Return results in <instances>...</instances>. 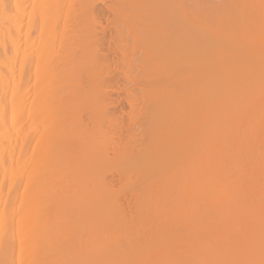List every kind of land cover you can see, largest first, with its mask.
I'll use <instances>...</instances> for the list:
<instances>
[{"label": "bare ground", "instance_id": "bare-ground-1", "mask_svg": "<svg viewBox=\"0 0 264 264\" xmlns=\"http://www.w3.org/2000/svg\"><path fill=\"white\" fill-rule=\"evenodd\" d=\"M71 1L74 2V0ZM94 1L98 2V0ZM99 1L102 3L104 2V0ZM139 1H141V3ZM139 1L138 4L135 3L134 0H121L120 3H122L123 6L122 11H120L121 8L118 10L115 9L116 5H118L116 3H119V0H113L115 3L112 2V4L109 3L107 5L104 2V6L102 8L99 6L100 8L96 11L95 8L99 4L95 7L94 5L97 3L94 2L95 4H92L94 10L90 7L91 4L89 6L87 5V7L92 11L89 8L87 10L86 7L81 6L86 10H80L78 14L73 11L74 9L72 10L75 6L73 7L71 5L70 14L61 11V5L59 6L58 0H0V264H264V221H262L264 211L259 207L262 202L259 204L258 200L255 202V200H251V197L249 200L254 202H250L244 197L246 191L241 193V191H243L242 189H240L239 192L235 189V193L237 194H234V188L233 191H231L232 185L229 188L230 175L227 176L226 173L228 171L226 172L225 169L227 167L225 162L228 160V158L225 159V157L228 153L233 151V149L228 150V147L231 146L230 143L233 142L231 139H237V136L239 137V135H241V133L235 129L246 120L248 121V114L250 115L251 113H249L247 108H245L244 111L242 110L243 112L241 113V106L244 101H246L243 99L248 97L249 94L253 97L261 93V90L255 88L259 85L258 83H263L260 84V86H262L260 89L264 87V80L261 79V77L264 76L261 73H257L259 72L258 70L262 71L264 69L262 67L264 65L260 63L261 66L257 61V66H255V64V67L252 66V70L255 71V73L252 74L261 75L260 78L258 75V77H254L263 80V82H258L253 76V79L250 78L252 71L249 72V68L247 70L250 74H246L239 71L240 67H234V64H236L235 61L237 60L236 58V60L234 59L233 61L229 60V63L228 61L222 60L224 64L222 63L221 67L219 66L217 70H215V67L211 68L215 70L214 72L209 68L211 73L213 72V77H209L210 71H208L207 67L209 66L207 64L208 61L204 59L205 54H203L207 53L211 48L213 49L211 45H214V49L218 50L220 48L218 51L222 53H232L233 50L234 53L235 51L239 53L243 52L245 49L244 53L247 54L249 51H246L245 47H247V50H249V48L245 42L248 41L247 39L249 37V40L252 42V45L248 43L249 47L251 45L250 51L257 50V52L260 53V57L258 55L259 58L254 59L260 60L261 58L262 60L264 58V22L262 24V21H264V0L250 1L247 3L249 6L246 7V5H244V8L240 6L241 4L238 2L240 5L237 7L243 8H240V10L238 9L239 11L232 4V8H236L238 13L236 10L228 8L231 11H235L237 13H235L236 15L239 14L237 16L238 18H235L238 20V23L241 25L243 24V28L240 24V26H237L238 23L236 21V23L234 22L239 29H235V26H233L234 23L232 22L235 18L232 17V22L230 18H226L227 20L224 19V21L220 22V20L223 19L218 18L211 20L209 19L210 17L206 18L205 16L204 20L209 19L207 22L197 19L199 18V14H196L195 20V14L193 16L191 14L192 12L190 13L191 15L186 13L188 12L187 10H189V7H186V5L189 4L188 1H186V3L188 2L187 4H184L185 6L182 5V1L184 3V0L179 1L183 6V10H181L183 15L180 13V10L178 12L181 15H176L178 12L172 14L178 7H180V9L182 8L180 3L178 6L177 0L176 2L171 0V3L174 2L173 5L170 3L172 6L169 4V0ZM206 1L207 0L203 1L204 5ZM90 2L92 3V0H90ZM191 2L195 6L198 4L190 0V4H192ZM218 2L225 7V0L223 1L225 4L220 3V1ZM176 3L178 7H175ZM200 3L201 2H199V4ZM203 3L201 5H203ZM85 4H87V2H85ZM114 4H116L115 8L113 6ZM228 4L231 5V2H228ZM204 5L201 7H204ZM170 6L172 8L171 14L174 16L169 15ZM206 6L208 7V5H205V7ZM184 7L186 12L184 11ZM212 8L214 9L215 6ZM197 9L199 10L200 8ZM197 9H195V11H197ZM226 9L225 7V11L223 9L219 12H226ZM89 10L91 12H89ZM230 10L227 11L230 12ZM209 11L211 12V10ZM83 12L89 15L91 19ZM142 12L144 13L141 14ZM203 12L205 13V11ZM229 12L227 13L228 15L230 14ZM185 13L189 15L188 18H191V16H193V18L188 19ZM72 14L77 16L76 18H78V20H76L75 17V19L72 20ZM133 14H135V17H132V19L130 15L133 16ZM82 15L85 17L84 19L88 20L89 18L90 22L95 17L93 22V27L95 28L93 33L94 38L92 37L90 40L91 47L95 46L91 55L92 66L90 75H88L87 71L90 68L87 70L85 69V64L81 62L82 59L79 55L82 54L81 36L73 34L77 32L81 34L82 32V30H80L81 28L79 29V27H77L81 24L80 22H84L82 21L84 19L81 18ZM110 15L112 16L111 19L108 21L105 20L103 26L101 19L105 16L108 18ZM210 15L211 14H209V16ZM175 16L181 21H179L178 18L176 19ZM179 16L185 17L184 20ZM137 17L142 19L138 20ZM172 17L176 20L175 22L178 20L176 23L178 28H176L174 24V29L172 28L171 30L169 28V22L173 24L174 20ZM128 18H130L129 21H134L132 22L135 26L132 23L130 24L131 21L129 22ZM134 18L137 19L138 22ZM116 20H119L118 22L121 20L122 25L125 26L126 32H123H125L126 35L134 31V29L130 27V25H132L133 28L135 27V30L137 28V32L138 28L141 29L140 32L142 30L144 31V34H142V32L141 34L143 35L142 38H147L146 40L151 41L152 38L162 39L161 42H163L161 45H163L164 48L158 45L161 49L168 51V53L165 52V55H169L170 51H179V53H182V60L177 57L182 63L181 70L188 69V65H192L193 68H195L193 62H195L194 64L197 62L196 68L202 63L199 71H203L204 69L207 70V73L205 70L203 71L205 72L204 74L197 71L198 75L196 74V77L198 76L199 78L193 81L188 77V75H190L188 71H186L185 74L184 72H178L176 70L179 64L174 61L176 62V69L174 68V70L184 74L180 75L181 79H174L172 84L180 86L181 89L176 91V87V93H172L173 89L171 88V96L169 91H167L165 94L167 98L166 101L173 103L177 99H181L182 102L179 101V105L176 104L178 101L175 103L178 108H173L174 106L171 104L173 110L167 106L168 109L166 108V113L162 111V113H165L166 117H164V114L163 117H161L162 114H159L160 116H154L155 113L152 114V112H150L155 119L156 117L158 119L160 118V122H162L161 120H166L165 127L163 126L164 128L162 129L159 128V126H161L159 125L157 127L159 129L155 131V133H158V136L163 134V136H161L162 140L165 135L166 138L164 139H166V141H160L165 143V145L161 143V146L154 147L155 145L153 146L152 144L154 149L159 147V150H148L149 147L150 149L152 147L148 143L147 144L150 145L148 148L143 147V152L145 154L147 153L146 156L150 153L152 155H150L151 157H145L144 154V157L147 158V160L150 159L154 161L153 163H145L143 167L141 165L143 164V160L146 161V159L139 160L142 161L140 167L143 168V171H139L140 174L136 176L137 178L131 177L132 172L136 169V164L130 162V159L126 160L125 158V155L129 156V154H132L134 151L133 147H135L134 145L133 147L128 145L131 144L128 143V141L132 139V134L129 136L130 133L128 131L130 129L127 131L126 129L128 128L125 124L130 128L133 110L138 104L134 106V104H136V98L133 97L134 94L133 96L132 94L129 95V88H120L117 86L119 85V83H117V78H119L120 75H115V68H113V71L112 68L110 69L107 64V56L103 53L102 46L104 42L103 37L106 32L116 29ZM242 20L245 25H247L246 23H250V26H254L252 28L250 26L247 27L248 25L244 26V23H241ZM201 21L205 22L203 23L204 26H206L205 24H210L213 25L214 28L211 26V29L207 30V27H204L205 30H202L204 28H202L203 25ZM213 21L217 25L214 23L212 24ZM216 21L220 23L223 22L224 25L225 21L226 25L230 22L229 24L231 25L228 24V26L233 27L225 29L223 24L222 26L224 27ZM258 21H260V23H257ZM135 22L138 23L139 27H136L137 25ZM181 23L183 24L181 25ZM257 24L259 25L257 26ZM45 28H50L51 32H47L48 30H44ZM233 28L234 31L232 30ZM227 29L230 31V34H233H229L230 37H228ZM236 30H241L240 34L242 38L243 36L245 38L249 35L246 37V40L243 38L245 42H240V40L239 43L236 41L238 40L236 36L234 37V34L236 35L238 33ZM231 31H233V33ZM83 33H86V30L83 31ZM118 33H116V35ZM137 34L138 33H136V37L139 36V34ZM223 35H228L226 37L227 39L234 38V42L231 40L229 41L230 44L233 45L228 46L229 43L226 41V43L220 41L222 42L220 45L217 38ZM237 35L239 38L241 37L239 33ZM132 36H134V34ZM126 37L127 36H125V39H128ZM92 39H94L93 45ZM160 40H155V42H160ZM201 41L203 43H201ZM147 42L148 41L144 42V44L146 43L147 45L150 43V52L152 43ZM45 43H47V47L44 46ZM222 45L225 48H221ZM164 50L162 51L164 52ZM196 50L200 52V55L202 54L201 59L195 58L197 53L193 55L194 57H191V54L195 53ZM211 51L213 52V50ZM221 52H219V54ZM179 53L175 55L180 56ZM216 54L218 53L215 52L214 56H216ZM219 54L217 57L220 59L222 55L219 57ZM250 54L253 57V52H250ZM261 54L263 55L261 56ZM123 56V58H125V64L132 67L134 64L132 65L130 61L131 55L126 51ZM206 56L209 57L208 54H206ZM159 57H157V60L161 59V57ZM171 58L170 60L172 61L173 58ZM168 59L169 58H167V61L170 62ZM211 59L214 60V58ZM248 59L251 60L250 58ZM252 60L250 61L251 64L253 62L255 63V61L253 60L252 62ZM243 62H247L245 66H248V61ZM230 63L234 65L231 67L233 71L235 68L234 73L232 71L230 72V66L229 68L227 66ZM167 64L168 63H166V65ZM224 66L229 70L228 73L230 72L231 74L224 75V73H226ZM258 66L260 68L254 70V68ZM168 67H165L166 70H169ZM128 68L126 66L125 70H129ZM221 68H224V70ZM219 69L223 70V72L221 71V73ZM242 70L247 72L246 68L243 69V66ZM194 72L196 73V69ZM218 72L223 74L224 77H222L223 75H220V77L216 76ZM122 74L125 76L126 80H133V78L131 79V77L127 76L123 71ZM206 74L208 76H206ZM204 75L206 78H203L205 77ZM142 76H144V74ZM241 77L244 79H241ZM49 80V87L43 85L45 87L43 88L41 83L44 84V81ZM254 81L258 83L255 82L254 84ZM166 84L169 85V82ZM166 84L165 86H167ZM253 86L254 92L258 91L260 93L257 92V94H255L252 91ZM45 89L46 91H44ZM139 89L142 88L139 87ZM158 91L156 93H158ZM121 92L126 94L125 101L130 109L125 116L123 115V99L121 100L118 97L120 96L118 94ZM196 93L199 101L196 102L197 105L195 106L196 103L194 99L192 100V96H195ZM246 94L248 96H246ZM113 95H116V97H112ZM263 96L264 95H262V100H260L261 98L259 99L258 95V100L263 102ZM30 97L31 100L29 99ZM195 99L197 100L196 97ZM252 99H254V97ZM141 100L143 99L141 98ZM166 101L164 100V102ZM254 101L255 99L251 102V105H253ZM167 102L163 104H169ZM158 103L160 102L158 101ZM247 103L245 106L249 104ZM156 106L158 107L157 104ZM194 106L198 109H193ZM160 107H162V105H160ZM260 107L258 108L260 109ZM262 108L264 107H261V109ZM192 110L195 112L198 110L196 114L199 112V115H202V117L196 116L199 122L197 121V124L194 120L193 126L190 124L192 123V116L194 115L191 113L193 112ZM141 111H143V108ZM171 111H173V115L171 116L173 120L176 113L177 117L178 113L186 112L187 115L182 113L181 118H179L181 115L179 114L177 121L181 122L184 118L183 115H189V118L185 117L184 121H189L190 125H187L188 122H183L185 125L180 124L182 126L178 129L172 127L173 129L171 130V126L169 125V121L171 120L170 115L172 114ZM138 112H140V110ZM200 112L202 114H200ZM252 112L254 113L255 110H252ZM158 113H161V111H158ZM42 115H48L49 117V124L47 126L44 122L42 123V118L40 123L39 117ZM148 115L147 113L145 116L147 117ZM258 115L261 116V114ZM141 116L144 117L143 115ZM139 117L136 120L139 121V119H142ZM45 118L43 117V119ZM187 118H191V120ZM125 119L127 121H125ZM148 119L145 120L147 121ZM151 119H153L152 116ZM138 121H136L137 123L135 122V124L139 125L143 123H139ZM177 121H174V124ZM238 121H240V124H238ZM25 122L28 123V127L23 129ZM36 122L39 126L41 124V126H34ZM171 122L172 121H170V123ZM255 122H257V120H255ZM172 123L171 125H173ZM194 123H196V127ZM153 124L155 125V123ZM234 125L236 126L235 128ZM240 126L239 128H241ZM246 126L247 125H245V128L247 129ZM174 127H178V123L176 126L174 125ZM169 129L171 131H169ZM245 132L243 135H245ZM169 134H172V137L176 138L169 140L172 139ZM155 137L157 138L156 135ZM250 138L249 136L248 139L250 140ZM156 140L153 142L149 141L150 143L158 142ZM255 140L257 139H254V142ZM30 144L31 147L29 148ZM147 144L145 146H147ZM234 148L236 147L234 146ZM247 149L249 150V147ZM260 149L261 148L258 150ZM160 150L164 153L160 152ZM248 150L244 151L248 153L250 152ZM226 152L228 153L225 154ZM254 152H252V154H254ZM154 153H156V156L157 154L160 156L163 154V156H165L161 159L162 157L158 155L161 160L155 161ZM141 154L142 156L140 159L143 157V153ZM138 156L139 155L136 157L139 158ZM222 157L224 158L222 159ZM151 158L154 159L152 160ZM221 161H223V163ZM253 167H251V169ZM147 168L148 171L149 169H153L152 173L147 175L145 171ZM24 173H28L27 176ZM231 180L234 179L231 177ZM260 181L262 180L260 179ZM17 184L24 185L23 191L20 189L22 191L20 195H16L17 190L15 187ZM225 184L229 185L225 186ZM136 185H143L144 190H146L145 192L148 193L146 194L143 192L144 190L141 191L145 194L142 193L144 196H139L140 198L141 196L144 197V201L138 202L136 199L132 198V193L128 195L126 192H129V187L130 190H132L131 188L136 187ZM253 189L257 191L254 187ZM255 193L256 192H254V194ZM249 194L251 196L252 192ZM129 196L136 202L131 198L129 199ZM253 196L255 197V195ZM260 200H262V198ZM244 202L254 205L258 203V206H249L250 208H247ZM263 205L264 204H262L261 207L264 208ZM194 206H196L197 211ZM136 207V213L141 211L139 210L141 207L143 210L145 209V214L141 215L142 211L140 212V217L142 216V219L133 212V208L136 209ZM146 209L148 212L149 210L151 211L152 214H149L152 215V218L149 214H147L149 217H143L146 215ZM193 210L196 212H192ZM261 210L262 214L260 212ZM163 213L164 217L169 215L168 220H161ZM193 213L196 214V218L192 217L195 215ZM132 214L136 215L137 218L135 219L134 215L131 217ZM259 215L262 217L261 220H257ZM146 218L148 220L149 218L151 219L148 221ZM192 221L194 222L192 223ZM150 223H152V226L157 224L159 228L157 227V229L155 228L156 230H154H158L157 232H159V234H161L160 231L162 228H166L167 225L169 228V237L163 241L162 239L160 240V238L157 240L155 234H152L154 230L151 228L154 226L151 227ZM149 225L151 228H149L148 231L147 226ZM73 227H75L74 230H72ZM146 232H152V240L155 238L156 240L152 242V240H148L149 238L142 236ZM78 233L82 235V238L78 237ZM151 234L148 235L150 238L152 237ZM36 249L38 254L35 251ZM34 251L37 255L31 256L34 254Z\"/></svg>", "mask_w": 264, "mask_h": 264}, {"label": "rangeland", "instance_id": "rangeland-1", "mask_svg": "<svg viewBox=\"0 0 264 264\" xmlns=\"http://www.w3.org/2000/svg\"><path fill=\"white\" fill-rule=\"evenodd\" d=\"M85 0H74V2H72L71 0H58V3H59V6H60V8H61V11L64 13V12H68V13H70L71 12V5L74 7L75 6V8H72V10L74 11V12H77L76 14H78V12L80 11V10H88V8L89 7H87V5L89 6L90 4H91V8H93L92 10H94V7H93V3L94 2H96V1H94V0H92V3L90 2V0H87V1H85V2H87V4H85V2H84ZM94 1V2H93ZM109 1H111V2H109ZM104 0V2H105V4L107 5V4H109V3H111L112 4V2H113V0ZM115 1V0H114ZM137 1V0H136ZM135 0H134V2L135 3H138L139 4V2L141 3V1H137L136 2ZM162 1V0H161ZM175 2H176V0H174ZM178 2V6H179V1H182V0H177ZM186 1H188L189 2V4L188 5H186V7L188 6L189 7V10H190V12H189V10H187L188 12H186V9H185V7H184V11L186 12V13H188V14H190L191 12V14L194 16V14H195V16H194V19L196 20V16L198 15V17L199 18H197V19H201V20H204L205 19V16H206V18H209V19H223V20H220V22L221 21H224V19L225 20H227V19H231V17L232 18H235V17H237L238 15H236L238 12H237V10L239 9L240 10V8L241 9H243L244 7V5H246V7H248L249 5H247V3L248 2H250V1H253V0H225V2H226V5H225V7L227 8L226 9V12H224L225 11V7H223L221 4H219V2L218 1H220V3H223V4H225L223 1L224 0H212V1H210V0H207L206 1V3H205V5H208V7L206 6L205 7V5H204V3H203V1L204 0H191V1H193L195 4L196 3H198V4H196V6L195 5H193V3L192 4H190V0H184V3H183V1H182V5H184V4H187L186 3ZM198 1V2H197ZM83 2V3H82ZM99 2V3H98ZM98 2H96L97 4L96 5H94L96 8H95V11L96 10H98L100 7L102 8L103 6H104V2L102 3V2H100L99 0H98ZM121 2V0H119V3L117 2L116 4H118V5H116V4H114L113 6H114V8H115V5H116V10H118L119 8H121L120 9V11H122V9H123V6H122V3H120ZM160 2V1H159ZM199 2H201L200 4H199ZM212 2V3H211ZM218 4H217V3ZM228 2L230 3L231 2V5L230 4H228ZM235 2V3H234ZM241 4H239V3ZM68 3V4H67ZM69 3H70V5H69ZM76 3V4H75ZM113 3H115V2H113ZM171 3V0H169V4ZM174 3V2H173ZM173 3H171L172 5H173ZM177 3L175 4V7L177 6ZM203 3V5H204V7H201V6H203V5H201ZM209 3V4H208ZM95 4V3H94ZM102 4V5H101ZM160 4H161V2H160ZM160 4H159V6H160ZM170 4V5H171ZM212 4V5H211ZM217 4V5H216ZM232 4L234 5V7H236L237 8V10H236V8H232ZM62 5H63V7H62ZM171 5V6H172ZM180 5H181V3H180ZM181 5V9H180V7H178L177 8V10H174V7H173V10H174V12H172V8H171V6L169 7V15H172V14H176L179 10H180V13L183 15V12H181V10H183V6ZM193 5V6H192ZM200 5V6H199ZM230 5V6H229ZM242 6V7H237V6ZM86 7V9L85 8H82V7ZM100 6V7H99ZM158 6V7H159ZM185 6V5H184ZM213 6H215V8L213 9L212 7ZM228 6V7H227ZM71 7V8H70ZM82 9H81V8ZM138 7H139V5H138ZM194 7V8H193ZM212 8V9H210V8ZM219 7V8H218ZM77 8V9H76ZM162 8V7H161ZM161 8H160V10H161ZM191 8V9H190ZM197 8H200L199 10L197 9ZM224 9V11L223 12H219V11H222L223 9ZM228 8H232V10H236V12L235 11H231L230 9H228ZM90 9V8H89ZM188 9V8H187ZM195 9H197V11H195ZM206 9V10H205ZM208 9V10H207ZM75 10H77V11H75ZM91 10V9H90ZM89 10V12H91ZM193 10V11H192ZM202 10V11H201ZM209 10H211V12L209 11ZM227 10H230V12L229 11H227ZM238 10V11H239ZM72 11V12H73ZM81 11V12H82ZM201 11V12H200ZM203 11H205V13L203 12ZM206 11H208V12H206ZM218 11V12H217ZM242 11V10H241ZM262 11V10H261ZM73 12V13H74ZM88 12V13H89ZM171 12H172V14H171ZM200 12V13H199ZM213 12V13H212ZM230 13L229 15L227 14V13ZM80 13V12H79ZM84 14H86L85 12H83ZM144 12H142L141 14H143ZM158 13H159V11H158ZM157 13V14H158ZM185 13V14H186ZM217 13H218V15H217ZM222 13H224V14H222ZM232 13V14H231ZM236 13V14H235ZM71 14V13H70ZM75 14V13H74ZM75 14V15H76ZM82 14V13H81ZM181 14H179V12H178V14H176V15H181ZM188 14H186L187 15V18H188ZM190 14V15H191ZM197 14V15H196ZM205 14V15H204ZM206 14H208V15H206ZM209 14H211L210 16H209ZM214 14H216V15H214ZM234 14V15H233ZM75 15H73L72 14V20H74L77 16H75ZM80 15V14H79ZM159 15H160V13H159ZM86 16L87 17H89L90 18V16L89 15H87L86 14ZM142 16V15H141ZM140 16V17H141ZM144 16V15H143ZM172 16H174V15H172ZM193 16H191V18H193ZM200 16H202V17H200ZM218 16V17H217ZM226 16H228V17H226ZM230 16V17H229ZM75 17V18H74ZM78 17H80V16H78ZM111 15L107 18L106 16L105 17H103L100 21L102 22V25L104 26V23H105V20L106 21H108V20H110L111 19ZM132 17H135V14H133V16H131L130 15V18H132ZM145 17V16H144ZM176 17V16H175ZM179 17H181L182 18V20H184V18L182 17V16H179ZM223 17V18H222ZM81 18L82 19H84L85 17L82 15L81 16ZM81 18H79V19H81ZM89 18H88V20L87 19H84V20H82V21H84V22H80L81 24L80 25H82V26H80V25H78L77 27H79V29L80 30H82V32H81V34H78V32H77V29L75 28V31L77 32V33H73V34H77V35H80L81 36V39H82V47H81V49H82V54H79L80 55V58L82 59H80L81 60V62L82 63H84L85 64V69L87 70L88 68H90L89 70H87L88 71V75H90V70H91V66H92V62H91V55H92V52H93V49L95 48V46H92L91 47V43H90V40H91V38L93 37L94 38V27H93V25H94V19H95V17H94V19L93 20H91V22L89 21ZM93 18V17H92ZM105 18H107V19H105ZM130 18H128V21H129V19ZM138 18V17H137ZM158 18V17H157ZM174 17H172V19H173ZM178 17H176V19H177ZM191 18H188V19H191ZM227 18V19H226ZM238 18V17H237ZM91 19V18H90ZM121 19V18H120ZM133 19V18H132ZM135 19V18H134ZM140 19H142V18H138V20H140ZM170 19V18H169ZM209 19H206V20H204V21H209ZM76 20H78V18H76ZM87 22H86V21ZM125 20V19H124ZM135 20H137V19H135ZM138 20H137V22H138ZM174 20V19H173ZM172 20V21H173ZM178 20H179V18H178ZM178 20H177V22H178ZM81 21V20H80ZM119 21V20H118ZM117 20L115 21V27H116V29H112L110 32L108 31V32H106V34H105V36L103 37L104 38V42H103V53L104 54H106V56H107V64L109 65V67H110V69L112 68V71H113V68H115V75H120L119 76V78H117V83H119V85H117L118 87H120V88H122V87H125V88H129V90H130V92H129V95H131L132 94V96H133V94H134V96L133 97H135L136 98V100H135V103L136 104H134V106L135 105H137L136 107H134L135 109L133 110V118H132V122H131V126H130V128L125 124V126L128 128V129H126L129 133H130V135L129 136H131V134H132V139L130 140V141H128V143H131V144H128V145H130V146H132L133 147V145L135 146V147H133V152H132V154L134 155H132V154H129V156L128 155H125L126 157V160H128V159H130L129 161L130 162H134L135 164H136V166H135V170L137 171H133L132 172V174H131V177L132 178H137L136 176H138V174H140V172L141 171H143L142 169L143 168H141L140 167V165L142 164V161H139V160H142V159H144L145 157H148V156H150L151 155V153L148 155V156H146L147 155V153L145 154L144 152H143V147L144 148H148L150 145L152 146V144H153V146L154 147H156V146H161V143L162 142H164L163 140H165L166 141V139H164V138H166V136L164 135V138H163V140L161 139L162 137L161 136H163V134L162 135H159L160 136V138H159V136H158V133L156 132L155 133V131H157V129H159V128H164L165 126V121H163V120H161L162 122H160L159 120H160V118L158 119L157 117H156V119H158V120H156L155 119V115L157 116H160L159 114H162V116L161 117H163V114H164V117H166V115H165V110H166V108H167V106H169V108L170 109H172L173 110V108H178V106L177 105H179L180 104V102H182V100L180 99V100H176V101H174L173 103L172 102H167L166 100H167V98H166V93H167V91H169V94H170V96H171V92H172V89H173V92L172 93H176V91L178 90L179 91V89H181L180 88V86H175V85H173L172 84V81H174V79H181V76L180 75H183L186 71H188L189 72V74L190 75H188V77L189 78H191L193 81H195L197 78H199L198 76L196 77V74L198 75V72L197 71H199L200 70V66H201V64H200V66L198 67V68H196V64H197V62H196V64H194L195 62H193V65H195V68H193V66L192 65H188V69H186V70H181L182 69V67H181V61H179V59H177V57H179L181 60H182V53H179V51L178 52H172V51H170L169 53L170 54H172V55H165V52L166 53H168V51L167 50H164V49H161V47L162 48H164V46L163 45H161V43L163 42H161V40H160V38H156V39H154V38H152L151 39V41L150 40H146L147 38H142L143 37V35L142 34H144V31L142 30L141 32H142V34H141V32H140V30L141 29H139L138 28V32H137V28H136V30H135V27L133 28L132 27V25H130V27H131V29H134V31H135V33H134V31H129L130 33L128 34V35H126V30H125V26H123L122 25V22H121V20H120V22H118ZM131 21V20H130ZM129 21V22H130ZM133 21V20H132ZM130 22V24L132 23V24H134L133 22ZM170 21V20H169ZM176 20H174L173 21V24H170V22H169V28L172 30V28L174 29V24H175V26L177 25L176 23L177 22H175ZM179 21H181V20H179ZM198 21V20H197ZM207 21V22H208ZM215 21V20H214ZM214 21L212 22V24L214 23ZM229 21V20H228ZM231 22H232V19L230 20ZM237 22L238 23V20H236V18H235V20L233 19V22L232 23H234V22ZM246 21H248V20H246ZM71 22H73V21H71ZM90 22V23H89ZM137 22H135L136 23V27H139L138 26V23ZM199 22H200V20H199ZM217 23L219 22V21H216ZM219 22V24L222 26V24H223V22L222 23H220ZM235 22V23H236ZM239 22H240V20H239ZM263 22L264 21H262V24H263ZM74 23V22H73ZM78 23V22H77ZM84 23V24H83ZM201 23H202V25H203V23H205V22H203V21H201ZM230 23V22H229ZM229 23H227V25H226V21H225V29L226 28H229V27H231V26H228V24ZM234 23V25L233 26H235V29H239V27L237 28V26H240L241 24L240 23H238V25L237 24H235ZM241 23H244L243 22V20H242V22ZM257 23H260V21H258ZM91 24V25H90ZM139 24H140V22H139ZM183 23H181V25H182ZM215 25H217L216 23H214ZM240 24V25H239ZM247 25H245V23H244V26H247V27H249L250 25V23L248 24V23H246ZM72 25H74V24H72ZM76 25V24H75ZM122 25V26H121ZM206 26H202V28H206L207 30L208 29H211V26H212V28H214V26L213 25H208V24H205ZM229 25H231V24H229ZM237 25V26H236ZM259 24H257V26H258ZM134 26H135V24H134ZM184 26V25H183ZM224 26H222V27H224ZM232 26V27H233ZM243 26V24L241 25V27ZM254 26V25H253ZM253 26H250L251 28L253 27ZM256 26V27H257ZM87 27V28H86ZM123 27V28H122ZM189 27H190V25H189ZM231 27V28H232ZM261 27H262V25H261ZM142 28V27H141ZM176 28H178L177 26H176ZM185 28V27H184ZM186 28H187V26H186ZM205 28L204 29H202V30H205ZM231 28H230V30H231ZM243 28V27H242ZM242 28H240V29H242ZM130 29V30H131ZM192 29V28H191ZM222 29V28H221ZM44 30H48L47 32H51L50 30V28L49 29H47V28H45ZM86 30V33H83V31H85ZM189 30H190V28H189ZM222 30H224V29H222ZM228 30V29H227ZM233 31H234V28L232 29ZM73 31H74V29H73ZM74 31V32H75ZM117 31V32H116ZM123 31H125V32H123ZM170 31V30H169ZM195 31H196V29H195ZM195 31H194V34H195ZM201 31V30H200ZM233 31H231L232 33H233ZM237 31V30H236ZM235 31V32H236ZM241 31V30H240ZM240 31H237L238 33H239V35L241 36L240 38H239V36L236 34H234V37L236 36L237 38H238V40H236V41H240V42H245L244 40H246V37H248L249 35H247L245 38H244V36H243V38H244V40H243V38H242V35L240 34L241 32ZM45 32V31H44ZM119 32V33H118ZM123 32V33H122ZM186 32H188V31H186ZM198 32V31H197ZM202 32H204V31H202ZM230 31L228 30V35L230 34L229 33ZM38 33V32H37ZM46 33V32H45ZM116 33H118L117 35H116ZM136 33H138L139 34V36L138 37H136ZM189 33V32H188ZM190 33H191V31H190ZM248 33V32H247ZM88 34V35H87ZM123 34H124V36H123ZM134 34V36H132ZM137 34V35H138ZM193 34V33H192ZM261 34V33H260ZM93 35V36H92ZM121 35V36H120ZM142 35V36H141ZM228 35H223V36H220V38L218 39L217 38V40L219 41V43H220V45H221V43L222 42H220V41H223L224 43H226V42H228L229 44H228V46L229 45H233V44H230V40L231 41H233L234 42V38H233V36H232V38L233 39H227L226 37L228 36ZM230 35H233V34H230ZM230 35L228 36V37H230ZM125 36H127L126 38H128V39H125ZM193 36H195V35H193ZM260 36H262V35H260ZM145 37H146V35H145ZM202 37V36H201ZM223 37V38H222ZM252 37V36H251ZM251 37H250V39H251ZM199 38V37H198ZM227 40H226V39ZM242 38V39H241ZM89 39V40H88ZM132 39H133V42H132ZM223 39V40H222ZM93 40V42H92V45L94 44V39H92ZM140 40V41H139ZM155 40H160V42L158 41H156L155 42ZM204 42H206L204 39H202ZM248 41H246L245 43H247V46H248V48H249V50H247V47H245L246 48V51H249V53H244V50H243V52H239V53H237L236 51H235V53H234V50L232 51V53L231 52H229L228 54H227V52H221V51H218L217 49H214V45H211V46H213V49L211 48H209L210 50L207 52V53H203V52H205V51H203L202 53L203 54H205L204 56V59L206 60V61H208V65L210 66H207L208 67V71H210L209 70V68L211 69L212 67H215L216 69L215 70H217V68H219V66L221 67V65H222V63H223V61H228V63L230 62V61H233L235 58L237 59H235L236 61V64H234L233 65V63L230 65V64H228L227 66H228V68H229V66H230V72L232 71L233 73L235 72V68H234V71H233V68H231V67H240V72H244V73H246V74H250V73H248V70H249V72L250 71H252L251 72V77L250 78H252L253 79V77L255 76V77H258L259 76V78H260V76L261 75H258V74H262L263 76H264V72H262V71H264V66H262L261 64L263 63V65H264V58L261 60V58H260V60H258V59H254V58H259L260 57V53L259 52H257V50H252V51H250V49H251V41L249 40V37H248V39H247ZM146 41H148V42H151L152 43V45H151V49H150V52H149V44L150 43H148L147 45H146V43L144 44V42H146ZM226 41V42H225ZM235 41V42H236ZM127 42H129V43H127ZM139 42H140V44H139ZM210 42H212L211 40H210ZM239 42V43H240ZM157 43V44H156ZM201 43H203L202 41H201ZM217 43V42H216ZM232 43V42H231ZM248 43H250L251 45H250V47H249V45H248ZM144 44V45H143ZM161 46H159V45ZM212 44H213V42H212ZM218 44V43H217ZM236 44V43H235ZM234 44V45H235ZM48 45H49V42H48ZM47 45V43H45V47H47L48 46ZM128 45V46H127ZM131 45V46H130ZM132 45H133V47H132ZM146 45V46H145ZM197 45V44H196ZM226 45V44H225ZM237 45V44H236ZM136 46V47H135ZM154 46V47H153ZM147 47H148V49H147ZM160 47V48H159ZM154 48V49H153ZM217 48V47H216ZM221 48H225L223 45L221 46ZM147 49V50H146ZM155 49H156V51H155ZM135 50V51H134ZM162 50H164V52L162 51ZM211 50H213V52L211 51ZM215 50V51H214ZM126 51L131 55V59H130V61L132 62V67L129 65L128 66V64H125V58H123L124 56H123V54L124 53H126ZM133 51V52H132ZM144 51H146V52H144ZM158 51V52H157ZM163 53H162V52ZM197 51V50H196ZM195 51V53H193V52H191V53H193V54H191L190 56L191 57H194L193 55H195L196 53V56H195V58H200L201 59V56H202V54L200 55V52L199 51H197L196 52ZM210 51H211V53H210ZM223 51V50H222ZM226 51H228V50H226ZM230 51H231V49H230ZM245 51V52H246ZM181 52V51H180ZM215 52L216 53H218L219 54V52H221L220 54H219V57H220V55H222V58H218L217 57V55L218 54H216V56H214L215 55ZM250 52L252 53L253 52V57L251 56V54H250ZM148 53H150V54H148ZM156 53V54H155ZM159 53H160V57H161V59H159V60H157L158 58L157 57H159ZM174 53V54H173ZM177 53V55H178V53H179V55L180 56H177V55H175ZM242 55H241V54ZM158 54V55H157ZM164 54V55H163ZM206 54H208L209 55V57L208 56H206ZM211 54V55H210ZM213 54V55H212ZM150 55V56H149ZM241 55V56H240ZM258 55H259V57H258ZM263 54H261V56H262ZM166 56H168V57H166ZM213 56V57H212ZM231 56V57H230ZM255 56H257V57H255ZM264 56V55H263ZM159 57V58H160ZM173 58V62L174 61H176V62H178L177 64H179V65H177L178 67H179V69H178V67H177V69L175 68V66H176V62H172L171 60H170V58ZM143 58V59H142ZM145 58V59H144ZM153 58H156V59H153ZM167 58H169L168 60L170 61V62H168L167 61ZM171 58V59H172ZM176 58V59H175ZM203 58V57H202ZM211 58H214V60L213 59H211ZM217 58V59H216ZM225 58V59H224ZM243 58H246V59H243ZM248 58H250L251 60L253 59L254 61H255V63L253 62V60H252V64H251V60H249ZM124 59V60H123ZM166 59V60H165ZM200 59H199V61H200ZM209 59V60H208ZM211 59V60H210ZM216 59V60H215ZM148 60V61H147ZM154 62H153V61ZM165 60V61H164ZM195 60V59H194ZM213 60V61H212ZM223 60V61H222ZM230 60V61H229ZM124 61V62H123ZM141 61V62H140ZM143 61V62H142ZM158 63H157V62ZM198 61V60H197ZM198 61V62H199ZM243 61H248L249 63L247 64L248 66H245V64L247 63H244ZM257 61L259 62V64L263 67L262 69V71L261 70H258L259 72H257L258 74H252V73H255V71H253L252 69H253V67H255V66H257ZM261 61V62H260ZM140 62V63H139ZM147 62V63H146ZM160 62V63H159ZM162 62V63H161ZM172 62V63H171ZM156 63H157V65H156ZM166 63H168L167 65H166ZM147 64V65H146ZM224 64V63H223ZM243 64V65H242ZM254 64H255V66H254ZM164 65V66H163ZM168 65H169V67H168ZM173 65V66H172ZM213 65V66H212ZM215 65H217V66H215ZM240 65V66H239ZM250 65V66H249ZM126 66H127V68L128 67H130V68H128L129 70H125L126 69ZM198 66V65H197ZM206 66V65H205ZM242 66H243V69L244 68H246V70H247V72L244 70H242ZM253 66V67H252ZM135 67V68H134ZM157 69H156V68ZM165 67H168L169 68V70L167 69L166 70V68ZM170 67H172V68H170ZM251 67V68H250ZM134 68V69H133ZM162 68V69H161ZM174 68L178 71V72H184V73H178V72H176V70H174ZM181 68V69H180ZM224 68H225V66H224ZM224 68H221V69H223L224 70ZM258 68H260L259 66L257 67V68H254V70H257ZM117 69V70H116ZM131 69H133V70H131ZM164 69V70H163ZM196 69V73L194 72V70ZM201 69H204V68H201ZM226 69V68H225ZM144 72H142V71ZM159 70V71H158ZM181 70V71H180ZM191 70V71H190ZM205 70V72L207 71L206 69H204ZM203 70V71H204ZM212 70V69H211ZM215 70H212L213 72L215 71ZM220 70V69H219ZM223 70H220V72L222 71L223 72ZM228 69H226L225 71H226V73H224V75H226V74H229L228 73V71H229ZM238 70H237V72H238ZM122 71H123V73H125L127 76H129V77H131V79L133 78V80L132 81H128V80H126L125 79V76L122 74ZM127 71V72H126ZM147 71V72H146ZM158 71V72H157ZM162 71H163V73H162ZM202 70L201 71H199V73H205V72H203ZM142 72V73H141ZM191 72V73H190ZM213 72L211 73V71L209 72L210 73V75H209V77H213ZM220 72H218L217 74L216 73H214V74H216V76H219L220 77V75H223V74H221ZM119 73V74H118ZM140 73V74H139ZM207 73V72H206ZM208 73V74H209ZM144 74V76H142ZM169 74V75H168ZM186 74V73H185ZM194 74H195V76H194ZM231 74V73H230ZM86 75H87V73H86ZM138 75V76H137ZM141 75V76H140ZM200 75V74H199ZM224 75L222 76V77H224ZM258 75V76H257ZM124 76V77H123ZM169 76V77H168ZM200 76H203L202 74L200 75ZM205 76V75H204ZM206 76H208L207 74H206ZM206 76L205 77H203V78H206ZM253 76V77H252ZM138 77V78H137ZM140 77V78H139ZM155 77V78H154ZM165 77V78H164ZM176 77V78H175ZM195 77V78H194ZM221 77V78H222ZM254 77V79H257V81L258 82H263V80H264V77H261V79H263V80H261V79H259V78H255ZM241 79H244L243 77H241ZM240 79V80H241ZM259 79V80H258ZM140 80V81H139ZM169 80V81H168ZM141 81H143V82H141ZM160 81V82H159ZM166 81H168L169 82V85H167L166 83H168V82H166ZM242 81V80H241ZM257 81H254V84H255V82H257ZM45 83L44 84H42L41 83V85H42V87L43 88H45L44 86H47V87H49V82H50V80L49 81H44ZM138 82V83H137ZM140 82V83H139ZM162 82V83H161ZM166 82V83H165ZM257 82V83H258ZM134 83V84H133ZM145 83V84H144ZM167 85V86H165V84ZM126 84V85H125ZM163 84V85H162ZM259 85H257V87H255V88H257V90L259 89V90H261V93L260 92H258V93H260V94H258L259 95V99L260 100H262V95H264V93H263V89H264V87L262 88V89H260L262 86H260V84H263V83H258ZM40 85V86H41ZM44 85V86H43ZM140 85H142V86H140ZM144 85V86H143ZM148 86V87H147ZM255 86V85H254ZM254 86H253V92H254ZM258 86H260V87H258ZM136 87H137V89H136ZM139 87H141L142 89H139ZM158 87V88H157ZM163 87V88H162ZM168 87H169V90H168ZM177 87V88H176ZM40 88V87H39ZM172 88V89H171ZM175 88H176V91H175ZM42 89V88H41ZM143 89H144V91H143ZM155 89V90H154ZM161 89V90H160ZM165 89V90H164ZM142 92H141V91ZM158 90H160V91H158ZM163 90V91H162ZM44 91H46V89L44 90ZM140 91V92H139ZM148 91V92H147ZM154 91V92H153ZM158 91V93H156ZM43 92V91H42ZM138 92V93H137ZM146 94H145V93ZM257 92H254L255 94H257ZM141 93H143V94H141ZM163 95H162V94ZM252 93V92H251ZM254 93H252L253 95H255ZM145 94V95H144ZM157 94V95H156ZM163 96H161V95ZM249 94V93H248ZM118 95H120V96H118L119 97V99H123L122 100V103H123V106H124V110H123V115L125 116V114L126 113H128V110H130L129 109V107H128V105H127V103H126V101H125V97H126V94L124 93V92H121V93H119ZM138 95V96H137ZM160 95V96H159ZM165 95V96H164ZM258 95H255V96H253L254 97V99H255V101L253 102V105H251V102L254 100V99H252L253 97H251L250 96V94H249V96L246 94V96H248V97H245V99H243V100H246V101H244V103H243V105L241 106V109H240V111H241V113L244 111V109L245 108H247V110L249 111V113H250V115L248 114V121L246 120L245 122H243V124H240L239 122L240 121H238V124H240V125H242V126H240V125H238L237 123V125H238V127H236L235 125H234V128L236 127V129L235 130H238L240 133H241V135H239V137L237 136V139L235 138L234 140H233V138L231 139L233 142H231L230 143V145L231 146H229L228 148V150H232L233 149V151H231V153H228V152H226L225 154H227L226 155V157H225V159H227L228 158V160H226V165H227V167H228V169H227V167L225 168L226 169V174H227V176H229L230 175V185L229 184H225V186H228L229 185V188L231 187V185H232V189H231V191H233V188H234V194H237V193H235V189H236V191L237 192H239L240 191V189H242L243 191H241V193H244L245 191L247 192H245V198H247V200H249V198L251 197V200H255V202H257V200H258V203L260 204L261 202H262V204H264V108H262L261 109V107H264V96H263V102H261L260 100H258V98H257V96ZM156 97V99H155V97ZM112 97H116V95H113ZM161 97H162V99H161ZM195 97L197 98V100L195 99ZM249 97H250V99H249ZM141 98L144 100H141ZM165 98V99H164ZM243 98V97H242ZM30 100H31V97L29 98ZM88 99V98H87ZM158 99V100H157ZM194 99V101H195V103L197 102V101H199V98H198V95H197V93H196V95L195 96H192V100ZM251 99H252V101H251ZM150 100V101H149ZM156 100V101H155ZM162 100V101H161ZM164 100L167 102V103H169V104H166V105H164L166 102H164ZM258 100V101H257ZM138 101V102H137ZM147 101H148V103H147ZM158 101L160 102V103H158ZM178 101V102H177ZM180 101V102H179ZM194 101H193V103H194ZM241 101H242V99H241ZM240 101V102H241ZM250 101V102H249ZM150 102V103H149ZM151 102H152V104H151ZM177 102V103H176ZM249 104H248V103ZM158 105V107L156 106V104ZM162 103V104H161ZM164 103V104H163ZM177 105H176V104ZM248 104V105H246L245 106V104ZM255 103V104H254ZM147 104V105H146ZM174 106L173 108L171 107L172 105ZM259 104V105H258ZM160 105H162V107H160ZM197 105V103L195 104V106ZM260 105H261V107H260ZM263 105V106H262ZM140 106V107H139ZM145 106V107H144ZM150 106H151V108H150ZM164 106H166V107H164ZM193 107V109H195L196 107ZM244 106V107H243ZM157 107V108H156ZM161 108V110H160V108ZM250 108V110H249V108ZM253 107V108H252ZM258 107H260V109L258 108ZM141 108V109H140ZM142 108H143V111H141L142 110ZM154 108V109H153ZM140 110V112H141V114H140V112H138L139 110ZM148 109V110H147ZM158 109V110H157ZM168 109V108H167ZM196 109H198V108H196ZM152 110V111H151ZM154 110H156V111H154ZM243 110V111H242ZM252 110L254 111L255 110V112L253 113L252 112ZM262 111V113H261V111ZM145 111V112H144ZM158 111L160 112L161 111V113H158ZM162 111H164L163 113H162ZM167 111V110H166ZM193 112H191L192 114H194L193 116H192V123H190L192 126H193V121L195 120V122L198 124V118H196V116L197 117H202V115H199V112L196 114V112L198 111H194V110H192ZM200 111V110H199ZM150 112H152V114L153 113H155L154 114V116L150 113ZM169 112H170V110H169ZM144 113H145V115H147V113L149 114L147 117L144 115ZM156 113H158V114H156ZM171 115H170V119H171V116L173 115V111H171ZM182 113H184L185 115H187V113L186 112H182ZM182 113H178V116L176 117V115H177V113H176V115H175V117H174V120H173V118L170 120V121H172L171 123L173 124V125H171V123H170V121H169V125L171 126V130L173 129V128H176V129H178L180 126H182V125H180V124H184L183 122H188V124L187 125H190L189 124V121H184V119H185V117H188L189 118V115L188 116H185V115H183L184 116V118L182 119V123L180 122V121H177V119H178V117H179V114H181L180 115V117L179 118H181L182 117ZM261 114V116L260 115H258V114ZM200 114H202L201 112H200ZM255 114H257V115H255ZM138 115V116H137ZM141 115H143L144 117H142ZM45 118V119H43V117ZM41 117H39V119H40V123H41V118H42V123L44 122V124L47 126L48 124H49V117H48V115H42ZM140 116V117H139ZM151 116L153 117V119H151ZM137 117V118H136ZM138 117L139 118H142V119H139V121L138 120H136V119H138ZM146 117V118H145ZM259 117V118H258ZM149 118V119H148ZM176 118V119H175ZM187 118V119H188ZM135 119V120H134ZM145 119H148L149 120V122H148V120L146 121ZM161 119H163V118H161ZM201 119V118H200ZM199 119V120H200ZM250 119H251V121H250ZM260 119V120H259ZM262 119H263V121H262ZM134 120V121H133ZM153 120V121H152ZM156 120V121H155ZM180 120V119H179ZM188 120H191V118L190 119H188ZM255 120H257V122H255ZM46 121V122H45ZM48 121V122H47ZM125 121H127L126 119H125ZM136 121H138L139 123L140 122H143L142 124H135V122ZM152 121V122H151ZM174 121H177L175 124H174ZM198 121V122H197ZM250 121V122H249ZM260 121V122H259ZM144 122H146V123H144ZM157 122V123H156ZM158 122H160V123H158ZM247 122V123H246ZM254 122H255V124H254ZM39 123V122H38ZM126 123V122H125ZM137 123V122H136ZM153 123H155V125L153 124ZM177 123H178V127H174V125L176 126L177 125ZM196 123H194V125L196 124ZM253 123V124H252ZM25 124V126H23V129H25V128H27L28 127V123H24ZM27 124V125H26ZM37 122L34 124V126H38V127H40L41 126V124H40V126H39V124H37ZM134 126H133V125ZM145 124H149L148 126L147 125H145ZM163 124V125H162ZM259 124H260V126H259ZM159 125H161V126H159ZM185 125V124H184ZM245 125H247L246 127H247V129L245 128ZM144 126V127H143ZM151 126V127H150ZM159 126V128H157ZM164 126V127H163ZM169 126V127H170ZM239 126L241 127V128H239ZM249 126V127H248ZM131 127H132V129H131ZM140 127H142V128H140ZM173 127V128H172ZM195 127H196V125H195ZM263 127V128H262ZM43 128V127H42ZM47 128V127H46ZM140 128V129H139ZM262 128V129H261ZM143 130V132H142V130ZM145 129V130H144ZM151 129V130H150ZM153 129V130H152ZM169 129V131H171ZM175 129V130H176ZM250 129V130H249ZM134 130V131H133ZM150 130V131H149ZM243 130V131H242ZM254 130V131H253ZM50 131V130H49ZM147 131V132H146ZM154 132V133H152V132ZM248 133H246V132ZM251 131V132H250ZM253 131V132H252ZM255 131H257V132H255ZM244 132H245V135H243L244 134ZM261 132V133H260ZM136 134V135H134V134ZM138 133V134H137ZM139 133H141V134H139ZM142 133H144V134H142ZM169 133H171V132H169ZM253 134H254V136H253ZM258 134V135H257ZM155 135L157 136V138L155 137ZM170 135V134H169ZM154 136V137H153ZM171 137H172V134L170 135ZM243 136V137H242ZM245 136V137H244ZM249 136L251 137L250 138V140L248 139L249 138ZM259 136V137H258ZM131 137H129V138H131ZM136 137V138H135ZM152 137V138H151ZM170 137V138H171ZM236 137V136H235ZM262 137V138H261ZM135 138V139H134ZM158 139V140H156V139ZM176 137H172V139H169V140H173V139H175ZM239 138V139H238ZM245 138V139H244ZM261 138V139H260ZM152 139V140H151ZM154 139V140H153ZM159 139H161V140H159ZM241 139V140H240ZM243 139V140H242ZM254 139H257V140H255V142H254ZM261 141H260V140ZM148 140V141H147ZM158 141V142H154V143H150V141ZM244 140H245V143H244ZM133 141H135V142H133ZM140 141V142H139ZM160 141H162V142H160ZM35 142V141H34ZM248 142V143H247ZM261 142V143H260ZM150 144V145H148V144ZM156 143V144H155ZM233 143V144H232ZM236 143V144H235ZM244 143V144H243ZM33 144V143H32ZM49 144H51V143H49ZM48 144V145H49ZM143 144V145H142ZM147 144V146H145ZM160 144V145H159ZM250 145V146H248V145ZM44 145V144H43ZM162 145H165V143H162ZM245 145V146H244ZM50 146V145H49ZM52 146V145H51ZM137 146H138V148H137ZM153 146L151 147V149H150V147L148 148V150H152V149H154L153 148ZM234 146L237 148H234ZM241 146V147H240ZM243 146V147H242ZM246 146H248L249 147V150L247 149L248 147H246ZM31 147V144L29 145V148ZM142 148V150H141V148ZM251 147V148H250ZM254 147V148H253ZM255 147H257V148H255ZM159 148V147H158ZM157 148V149H158ZM259 148H261L260 150H258ZM157 149H154L153 151H155V150H157ZM252 149V150H251ZM141 150V151H140ZM159 150V149H158ZM235 150V151H234ZM250 151V152H245V151ZM255 151V152H254ZM130 152V153H131ZM146 152H147V150H146ZM150 152H152V151H150ZM160 152H163L162 150H160ZM230 152V151H229ZM244 152V153H243ZM252 152H254V154H252ZM262 152V153H261ZM141 153H143V157L140 159V157L142 156V154ZM153 153V152H152ZM156 153H158V152H156ZM156 153H154L155 154V161H157V160H161V159H163V157L165 156H163V154H161L162 156H160L159 154H157V156H156ZM164 153V152H163ZM245 153H246V155H245ZM251 153V154H250ZM259 153H261V154H259ZM144 154H145V157H144ZM153 154V155H154ZM238 154V155H237ZM255 154H257V155H255ZM137 155H139L138 157L139 158H137L136 156ZM158 155H159V157H162L161 159H159V157H158ZM252 155V156H251ZM254 155V156H253ZM260 155V156H259ZM152 156V155H151ZM150 156V157H151ZM262 156V157H261ZM247 157V158H246ZM158 158V159H157ZM224 157H222V159H223ZM243 158V159H242ZM133 159V160H132ZM146 159V161L145 160H143V164L141 165V166H143L145 163L147 164V162H152L153 163V159L154 158H151L153 161H151L149 158V160H147V158H145ZM221 159V160H222ZM232 159V160H231ZM238 159V160H237ZM246 159V160H245ZM251 159V160H250ZM132 160V161H131ZM242 160V161H241ZM145 161V162H144ZM227 161H229V162H227ZM139 162V163H138ZM222 163H223V161H221ZM141 163V164H140ZM155 163V162H154ZM228 163V164H227ZM139 166V167H138ZM254 166V167H253ZM137 167H138V170H137ZM144 167V166H143ZM251 167H253L252 169H251ZM153 168V167H152ZM245 168V169H244ZM146 169V168H145ZM155 169V168H154ZM244 169V170H243ZM254 169V170H253ZM141 170V171H140ZM249 170V171H248ZM251 170H252V172H251ZM140 171V172H139ZM146 171V173H147V175L148 174H150V173H152V171H153V169L151 170V169H149V171H148V168H147V170H145ZM151 171V172H150ZM230 171V172H229ZM243 171V172H242ZM255 171H257V172H255ZM223 172V171H222ZM223 172V173H224ZM258 172H260V173H258ZM64 173V172H63ZM67 173V172H66ZM134 173V174H133ZM238 173H240V174H238ZM24 174H26V176H27V174L28 173H24ZM136 174V175H135ZM226 174H225V176H226ZM249 174V175H248ZM64 175V174H63ZM224 175V174H223ZM60 176V175H59ZM139 176H141V175H139ZM246 176V177H245ZM262 176V177H261ZM24 177H25V175H24ZM224 177V176H223ZM231 177H232V179H234V180H231ZM240 177V178H239ZM26 178V177H25ZM242 178V179H241ZM260 179L262 180V181H260ZM223 180V179H222ZM224 181V180H223ZM234 181V182H233ZM242 181V182H241ZM250 181V182H249ZM258 182V183H257ZM231 183H233V184H231ZM248 183H250V184H248ZM244 184V185H243ZM253 184V185H252ZM148 185V184H147ZM146 185V186H147ZM243 185V186H242ZM255 185V186H254ZM261 185V186H260ZM21 188H20V187ZM139 186H141V185H139ZM138 185H136V187H132L131 189L132 190H130V187L128 188V190H129V192L128 191H126L127 193H128V195H131V193H132V198H134V199H136V201H138V202H141L143 199H145L144 197H142L141 196V198H140V196L139 195H143V194H145L146 192V190H144V187H143V185L141 186V187H139ZM146 186H145V188H146ZM139 187V188H138ZM248 187V188H247ZM252 189H251V188ZM253 187L255 188V190H257V191H254V189H253ZM263 187V188H262ZM16 188V190H17V193H16V190H15V193H16V195H20L21 193H22V189H24V185L22 184H17V186L15 187ZM137 188V189H136ZM250 188V189H249ZM262 188V189H261ZM22 191H21V190ZM140 189H142V190H140ZM147 189V188H146ZM136 190H137V192H136ZM144 190V191H143ZM259 190V191H258ZM21 191V192H20ZM141 191H143V192H145V193H143V192H141ZM252 192V194H251V196H250V194L249 193H251ZM254 192H256L255 194H254ZM14 193V194H15ZM139 193H141V194H139ZM143 193V194H142ZM258 193V194H257ZM146 194H148V193H146ZM240 194V193H239ZM238 194V195H239ZM249 194V195H248ZM253 195H255V197L253 196ZM258 195V196H257ZM131 196H129V199L131 198ZM144 196V195H143ZM237 196V195H236ZM253 196V197H252ZM262 196V197H261ZM137 197V198H136ZM131 198V199H132ZM253 198V199H252ZM259 198V199H258ZM262 198V200H260ZM134 199H132L133 201H135ZM137 199H141V200H137ZM244 200H246V199H244ZM251 200H249L250 202H252ZM135 201V202H136ZM144 201V200H143ZM260 201V202H259ZM138 202H137V204H138ZM246 202V201H245ZM244 202V203H245ZM254 202V201H253ZM252 202V203H253ZM244 203H243V205H244ZM252 203H248V204H246L247 206V208H250L249 206H251V207H255V206H258V203H255V204H257V205H254V204H252ZM136 204V203H135ZM135 204H134V207H135ZM137 204H136V206H137ZM250 204V205H249ZM253 206H252V205ZM262 204H260L259 205V207H260V209H262L263 211H264V208L263 207H261L262 206ZM139 205V204H138ZM264 206V205H263ZM147 209H149L147 206H145ZM195 207V209H196V206H194ZM194 207H193V209H194ZM144 208V207H143ZM147 209H146V215H144L143 217L145 218V217H149V215H150V217L152 218V213H151V211L149 210V212L147 211ZM133 212H135V210H137V207H136V209H134L133 208ZM139 210H141L142 211V213H141V215L142 214H145L144 213V210L142 209V207H141V209H139ZM262 210L260 211L261 212V214H262ZM141 211H137L138 213H136V215L138 216L139 215V218H141L140 217V212ZM196 211H197V209H196ZM196 211H192V212H196ZM148 212V213H147ZM134 213V214H135ZM149 213H151V214H149ZM134 214H132L131 215V217H133V215ZM147 214H149V215H147ZM168 214H169V212H168ZM193 214H195V213H193ZM193 214H191V215H193ZM260 214V215H261ZM263 214H264V212H263ZM136 215H134L135 216V219L137 218V216ZM259 215V218H257V220L258 219H260L261 220V216ZM162 216V215H161ZM164 213H163V216H162V219L161 220H168L169 219V215L168 216H165L164 218ZM192 217H195L196 218V214L194 215V216H192ZM191 217V218H192ZM138 218V219H139ZM151 218H149V220L151 219ZM154 218V217H153ZM161 218V217H160ZM142 219V218H141ZM147 219V218H146ZM148 220V219H147ZM148 220V221H149ZM197 220V219H196ZM195 221V220H194ZM194 221H192V223L194 222ZM262 221H264V215H263V220ZM195 222H197V221H195ZM258 222V221H257ZM155 223V222H154ZM150 225H151V227H153V228H151L150 227ZM150 225L149 226H147V229H148V231H149V228H151L152 230H154L155 228L157 229V224H154L153 226H152V223H150ZM156 225V226H155ZM79 226V225H78ZM74 228L75 227H73L72 228V230H74ZM159 228V227H158ZM130 229H132V228H130ZM155 229V230H156ZM77 230V229H76ZM154 230V232L152 233L153 235L155 234V237L157 238V240L160 238V240L162 239V241L163 240H165V239H167L168 237H169V228L167 227V225H166V228H162V230L160 231V233L161 234H159V232H157V231H155ZM165 230V231H164ZM151 231V230H150ZM74 232V231H73ZM143 232V231H142ZM166 232V233H165ZM149 233V234H148ZM146 232L144 235H142V233H141V235L142 236H145V238H149L148 240L149 241H151L152 240V238H153V235L150 233V232ZM163 233H164V235H163ZM152 235V237L150 238L148 235ZM159 235H162V236H164V237H162V236H159ZM82 235H80L79 233H78V237H81ZM166 236V237H165ZM82 238V237H81ZM83 238H84V236H83ZM156 238L154 239V240H152V242L153 241H155L156 240ZM42 241V240H41ZM151 242V243H152ZM150 243V242H149ZM38 249V248H37ZM37 249L35 250L36 251V253L38 254V251H37ZM35 251H34V254H32L31 256H34L36 253H35ZM36 254V255H37Z\"/></svg>", "mask_w": 264, "mask_h": 264}]
</instances>
